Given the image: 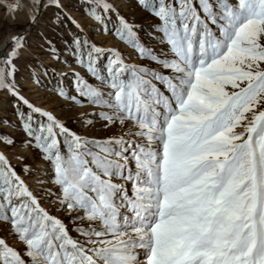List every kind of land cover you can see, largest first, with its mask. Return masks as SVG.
I'll return each mask as SVG.
<instances>
[{
  "label": "snow or ice",
  "instance_id": "1",
  "mask_svg": "<svg viewBox=\"0 0 264 264\" xmlns=\"http://www.w3.org/2000/svg\"><path fill=\"white\" fill-rule=\"evenodd\" d=\"M2 6L0 264H264V0Z\"/></svg>",
  "mask_w": 264,
  "mask_h": 264
},
{
  "label": "rangeland",
  "instance_id": "2",
  "mask_svg": "<svg viewBox=\"0 0 264 264\" xmlns=\"http://www.w3.org/2000/svg\"><path fill=\"white\" fill-rule=\"evenodd\" d=\"M3 2H19L21 5H26L29 0H2V2H0V45L9 36L12 37L20 31H23L28 23L27 11L23 6L14 14L6 13L5 8L2 6Z\"/></svg>",
  "mask_w": 264,
  "mask_h": 264
},
{
  "label": "bare ground",
  "instance_id": "3",
  "mask_svg": "<svg viewBox=\"0 0 264 264\" xmlns=\"http://www.w3.org/2000/svg\"><path fill=\"white\" fill-rule=\"evenodd\" d=\"M10 39H11V36H9L8 38H6V40L1 43L0 49H2L4 47V45H5V43L8 42Z\"/></svg>",
  "mask_w": 264,
  "mask_h": 264
}]
</instances>
